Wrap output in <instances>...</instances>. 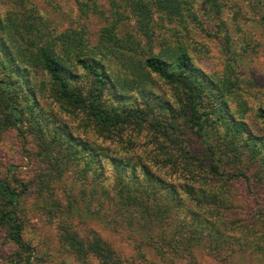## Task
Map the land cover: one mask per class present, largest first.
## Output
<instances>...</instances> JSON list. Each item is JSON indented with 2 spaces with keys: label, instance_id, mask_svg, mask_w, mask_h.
Segmentation results:
<instances>
[{
  "label": "trees",
  "instance_id": "16d2710c",
  "mask_svg": "<svg viewBox=\"0 0 264 264\" xmlns=\"http://www.w3.org/2000/svg\"><path fill=\"white\" fill-rule=\"evenodd\" d=\"M74 1L82 14L98 6ZM203 1L122 0L133 32L120 34L109 21L93 43L83 31L54 35L33 7L0 12V137L13 129L32 141L44 165L37 208L59 220V242L78 260L124 264L95 232L84 238L73 223L68 228L69 218L127 230L171 263L194 260L197 249L227 260L247 250L264 261V206L250 205L254 212L241 217L244 196L234 194L243 182L264 187V132L244 118L231 71L207 73L177 37L155 42V16L176 24L201 14L218 19L232 47L239 44L229 24L241 26L238 16L248 15L235 10L230 17L231 0ZM249 6L258 14L264 0ZM259 21L264 26L263 13ZM63 117L85 131L74 133ZM254 118L264 123V107ZM11 172L0 169V230L13 247L4 263L35 264L23 218L32 181ZM53 183H64L60 194Z\"/></svg>",
  "mask_w": 264,
  "mask_h": 264
},
{
  "label": "rangeland",
  "instance_id": "374dc122",
  "mask_svg": "<svg viewBox=\"0 0 264 264\" xmlns=\"http://www.w3.org/2000/svg\"><path fill=\"white\" fill-rule=\"evenodd\" d=\"M115 1L121 3L120 6L114 5L113 0H98V6L93 7L94 12L82 14L74 0H0V12L5 14L22 11L25 7H33L39 21H42L45 29L53 32L54 35L71 29L83 31L85 37L93 43L102 27L109 21H117L120 34L125 31L133 32L131 29L134 23L126 15L122 0ZM235 1H227L229 4L226 9H230L229 16H233L236 10L243 11L250 18L244 20L238 16V23L241 26L233 22L229 24L239 44L235 45L233 42L232 47L231 41L225 38V31L217 26L218 19L206 21V17L201 14L196 19L184 18L176 24L171 18L155 16L152 23L155 42L161 36L172 39L177 37L189 47V54L194 63L207 73L222 74L231 71L238 87L234 98L240 95L248 109L244 118L249 119L254 129L264 132V123L254 118V111L258 107H264V26L259 21L260 15L262 13L264 15V7L263 10L259 6L255 7L258 11V14H255L250 9V0ZM201 3L204 1L201 0ZM235 3L238 6H235ZM239 27L242 31H239ZM156 85L162 91H166L157 80ZM63 120L69 124V128L74 133L85 131V128L79 126V120L67 117H63ZM188 141L195 151H199L196 140L188 137ZM34 151L32 141L28 138L21 139L13 129L6 131L0 137V169L3 172L12 169V174L24 181H32L31 189L24 199L23 218L24 237L35 247L34 263L101 264L95 256L90 255L82 261L66 251L59 242V235L64 230L59 220L53 217L47 218L45 214L39 213L36 205L38 202L35 201L36 192L39 194L36 181L37 174L44 169V165L37 161ZM70 179L77 181L74 174ZM52 185L57 195L61 193L60 189H64V183ZM234 194L236 198L244 196V202L248 203L247 206L245 203L239 204L237 212L241 217L254 212L247 209L250 205L255 207L256 204L261 203L264 206V187L260 189L250 182H243L234 188ZM67 221L68 228L73 223L76 230L74 232L81 237H90L91 233L95 232L124 264H264V261L260 258L256 259L254 253L247 250H239L227 260L203 249L195 251L194 260L183 258L171 263L162 260L152 247L141 244L138 238L127 230L115 231L94 220L82 221L79 218L74 220L69 218ZM12 250L13 247L6 239L5 232L0 230V264H5L4 258L8 257Z\"/></svg>",
  "mask_w": 264,
  "mask_h": 264
}]
</instances>
